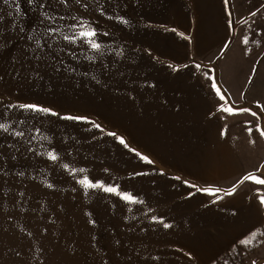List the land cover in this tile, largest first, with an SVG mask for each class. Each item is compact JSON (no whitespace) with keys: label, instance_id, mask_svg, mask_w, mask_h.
<instances>
[{"label":"rangeland","instance_id":"rangeland-1","mask_svg":"<svg viewBox=\"0 0 264 264\" xmlns=\"http://www.w3.org/2000/svg\"><path fill=\"white\" fill-rule=\"evenodd\" d=\"M40 2L43 9L0 0V123L9 126L0 130V264H185L219 237V208L232 197L264 210V186L244 181L225 195L247 173L264 176L256 130L264 128L257 109L264 105V0ZM80 23L95 28L99 51L64 40L78 36L72 26ZM49 28L59 31L48 35ZM53 149L55 162L47 155ZM84 176L141 202L85 188ZM205 187L223 191L199 190ZM233 256L211 264H235Z\"/></svg>","mask_w":264,"mask_h":264},{"label":"snow or ice","instance_id":"snow-or-ice-1","mask_svg":"<svg viewBox=\"0 0 264 264\" xmlns=\"http://www.w3.org/2000/svg\"><path fill=\"white\" fill-rule=\"evenodd\" d=\"M8 0H5V3H7ZM59 2L61 4L67 5L68 0H59ZM81 2V0H76V3L79 4ZM229 0H224V4L228 5ZM29 4H33L36 3V6L43 9L45 7V3H41L40 0H28ZM18 7V5H17ZM84 7L86 8L87 5H84ZM101 14H104V10L103 8L100 9ZM9 15H11V13H9ZM40 15L42 17H44V19H52L54 20L55 17L54 16H49V13L47 11H42L40 13ZM229 15H231V13L229 12ZM250 15L255 16L256 13L252 12L250 13ZM112 17H109V19H111ZM60 19H63V17H60ZM73 19H76L75 17H73ZM116 19L120 20L122 23L127 24L128 21L124 20L122 17L117 16ZM41 23H43V20L41 21ZM229 26L231 25V21H228ZM73 28L76 27H80L81 31L79 32L78 36L77 35H72V36H68V35H64L63 38L66 41H69V43L71 44H75L77 39H80L84 42H86L87 44H89L91 46L92 49L99 51L101 49V44L96 42V30L95 28H93L91 26V24H85V23H80L77 25H73ZM21 31H23V28H21ZM59 31V29H54V28H49L47 30V34L51 35L54 32ZM61 35H63V33H61ZM104 35H107V33H104ZM33 37L32 35L28 36V39L31 40ZM244 43L247 44L248 43V39L247 37L244 40ZM36 46L39 48L41 47V43L40 40L37 39L36 40ZM0 47H2V45H0ZM33 51H35V49H33ZM37 59H39V56H37ZM90 59V58H89ZM62 63V62H61ZM196 68H200V64H196L195 65ZM71 71H75V69H70ZM0 79H2V77H0ZM93 80H95L96 78L93 76L92 77ZM97 83H100L99 80L96 81ZM212 88L216 90L217 95H220V89L217 87V85L215 83L212 84ZM220 99L224 100L225 96L220 95ZM19 108L21 109H26L29 110L31 112L34 113H40V114H45V115H50V116H57L60 117L62 119L65 120H71V121H88L89 118L86 115H73V114H67V115H63L61 117V114L57 111H55L52 107L49 106H44L41 104H35V103H20L17 105ZM257 109L258 111L264 115V105H260L259 103L257 104ZM220 111H224L227 112L229 114H235V112H239V113H250L253 117L257 116V112H253L251 111L250 108H239L236 109L234 112V109L232 107H224L221 106V108L219 109ZM96 128H100L99 124H95ZM0 130H3L4 132H8L9 131V126L4 124V123H0ZM257 132L259 133V135L261 137H264V128L260 127L259 125H257L256 127ZM248 132L251 134L252 132V128L248 129ZM111 135L115 136V133H110ZM11 135L14 136H23L24 133L23 132H18L13 130V132L11 133ZM120 143L123 144L125 147H128L127 143L125 142V140L123 138L120 139ZM254 143V141H253ZM32 149H29V151H31ZM133 151H135V149H133ZM49 159H51L52 161H57L59 159L57 153L55 152V150L53 149L52 151H49L47 153ZM137 155L140 156V159L143 160L144 162L148 163V164H152L154 163V161H152L148 156L146 155H140V153L137 152ZM65 169H67L69 167L68 164H64L62 165ZM76 170L73 169V172H75ZM80 172H86L87 169L85 168H80L79 169ZM137 175H144L146 173H136ZM175 179L179 180L180 177H175ZM244 181H251L253 182V184L258 185V186H264V176L261 175H257L256 173H247L245 174L239 181H237L236 184H234L232 186V190L229 192H225V195H232L234 194L236 187L238 186V184L243 183ZM79 184H81L83 187L85 188H100L103 189V191L108 192V193H115L116 195L120 196L123 200L130 202V203H136V202H141L138 200V196H134L133 194H131L130 192L127 191H121L119 189L118 186H112V185H105L104 181L100 180V179H96V178H92L90 179L88 176H84V178L80 179L78 181ZM183 183L185 184H189V181L185 180L183 181ZM49 187H52V185H48ZM190 187L196 188L197 185L195 184H191ZM200 191H203L205 193H209V194H215L216 192H220L223 191V189H219V188H209V187H205V188H201L199 189ZM257 191H259V189H257ZM259 203L260 205L264 206V193H261L259 195ZM165 227H169V225L165 224ZM249 236H251L253 238V240L256 239L257 237V232L256 231H252L248 234ZM260 235H264V233H260ZM239 243L244 244V245H248L251 243V241L248 239L247 236H245L244 239L240 240ZM224 264H227V261H224ZM253 264H255V262H253Z\"/></svg>","mask_w":264,"mask_h":264},{"label":"crops","instance_id":"crops-1","mask_svg":"<svg viewBox=\"0 0 264 264\" xmlns=\"http://www.w3.org/2000/svg\"><path fill=\"white\" fill-rule=\"evenodd\" d=\"M206 109L207 103L205 101L204 116ZM181 145L184 147L183 144ZM219 209L221 213L217 222L220 228L219 237L215 238L214 241L207 240L206 243H203L198 250L200 252H193V255L187 256L188 261L185 264H211L214 260L225 258V255L233 256L234 253L236 256L231 257V259L237 260L235 264H241L239 260L242 256H247L250 260L248 264H253V262L264 264V235H260V233H264V210L257 213L251 209L248 199L243 201L236 196ZM252 231L257 232L255 240L248 235ZM245 236L251 241L247 246L239 243ZM242 254H246V256ZM226 257L229 258V256Z\"/></svg>","mask_w":264,"mask_h":264}]
</instances>
